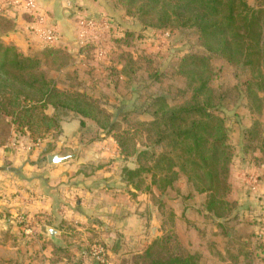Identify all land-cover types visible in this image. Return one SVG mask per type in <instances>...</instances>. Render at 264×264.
<instances>
[{
	"label": "trees",
	"instance_id": "16d2710c",
	"mask_svg": "<svg viewBox=\"0 0 264 264\" xmlns=\"http://www.w3.org/2000/svg\"><path fill=\"white\" fill-rule=\"evenodd\" d=\"M119 1L126 6V14L140 21L144 28L191 30L194 39L190 41V51L179 56L177 68L162 69L153 56L134 58L129 51L134 35L121 29L109 37L111 55L101 61L100 69L92 59L103 42L94 35L86 37L76 54L72 49L53 45L33 53L30 48L24 53L16 45L3 42L20 23L11 11L0 14V116L10 118L2 122L7 127L17 125L16 130L23 135L26 130L31 136L56 132V142L46 143L41 152V162H46L47 154L57 150L62 123L79 121L80 130L74 138L77 139L82 137L85 118L91 117L97 126L93 133L96 136L101 131V135L94 138L93 144H80L73 158L84 156L89 148H96L111 137L118 149L117 158L124 162L114 172V179L120 182L116 187L138 191L142 189L139 178L150 170L143 164L149 149L139 151L130 129H124L122 122L102 108L107 103L102 105L84 91L104 83L103 91L111 89L115 98L124 103L116 109L117 114L128 115L125 102L138 94L133 84L136 82L144 92L138 95L147 99L142 105L144 112L155 109L154 120L143 125L150 126L151 132L157 129L155 144L168 141L170 147L155 156L156 167H163L166 162V169L154 172V182L161 194L173 190L182 203L181 214L173 221L174 230L151 238L149 245L133 251L131 260L123 264H262V239L256 233H251L246 242L236 238L230 222L237 217L234 212L239 205L231 180V159L237 148L231 133L239 132V145L246 156L264 153V0ZM20 27L25 31L24 25ZM78 55L86 57L83 65L74 63ZM43 57L65 60L61 67H72L86 87L79 90L58 86L55 75L45 71ZM230 75L235 78L232 84ZM49 108L53 109L52 114L46 112ZM241 111L248 112L250 127L242 126ZM229 118H236L230 126ZM4 131L6 136L0 138V143L10 135V129ZM137 152V167H128L125 163L132 162ZM114 160L98 167L86 164L80 171L89 178ZM197 198L199 202L189 203ZM170 210L174 212V208ZM56 221L60 229L71 227L65 220ZM39 239L46 241L43 234ZM92 244L99 245L103 252L115 249L102 238L89 246ZM47 245L52 247L51 254L58 257L53 258L54 264H94L92 258L84 261L77 256L71 242L65 240L64 245H59L48 240ZM89 249L86 246L84 251L92 255ZM17 256L18 250L0 245V264H20Z\"/></svg>",
	"mask_w": 264,
	"mask_h": 264
},
{
	"label": "rangeland",
	"instance_id": "374dc122",
	"mask_svg": "<svg viewBox=\"0 0 264 264\" xmlns=\"http://www.w3.org/2000/svg\"><path fill=\"white\" fill-rule=\"evenodd\" d=\"M69 2L71 4L68 5V8L63 9L64 13H62L64 16H62V14L60 15L62 20L64 19L63 17H65L66 20H69L70 23L74 24L76 37L73 42H68L66 45H57V43L46 44L28 28L30 35L32 37L36 36V39L34 38L36 41H34L25 35L24 31L21 30L20 25L19 28L16 29V32L7 35L8 37L5 36L8 39L3 38V42L14 44L11 42V38L9 36L19 35L23 37L25 42L27 41L28 49L32 48L30 53L45 48L47 45H53L56 46V48L65 49L67 51L68 49H72L74 52L73 54H76L86 37L88 35H94L103 42L102 49H100L92 59L93 64L99 69L101 67V61H103L107 55L108 58L111 55L112 42L109 40V37L112 35V32H117L119 29L125 32L130 31L134 35L132 40L129 41L132 44L129 51L134 58L147 55L153 56L154 59L161 64L162 69L165 67H168L169 70L176 69L179 56H183L190 51V41L194 39V37L190 34L191 30L184 31L179 28L173 30H156L149 27L144 28L140 21L126 14V6L119 0H69ZM65 3L67 4L68 0H64L62 2V4ZM42 8L46 11L47 18L49 19L50 15L48 14L45 5H42ZM12 11H15V13L18 12V14L21 13L22 23L25 25L30 24L31 18L28 15H25V13L20 10H11V12ZM84 21L94 22V28H84L81 24V22ZM58 24H55L57 28ZM83 29L86 30L87 36L83 40H80V30L82 31ZM28 49L26 52H28ZM121 49L125 51L126 48L123 46ZM77 57L78 58L74 63L80 62L83 65L86 57L82 55H78ZM64 61L65 60L61 59L53 61L52 58L49 60H46L44 57L42 58L45 71L50 76L53 74L55 75V81L58 86L61 88L83 90V88L86 87L84 79L81 76L76 77L75 73H73L72 67L65 69L62 68ZM106 62L108 63L109 60ZM71 64L72 63L70 62L68 66ZM228 79L231 84L235 81L233 75H230ZM217 83L218 81H216V84ZM133 84L137 86L135 91H137L138 94L144 93L141 90L140 85L136 82H133ZM102 88H104V83H99L97 87H87L84 91H87L96 101L100 103L102 102V105L107 103L106 105H103L104 107L102 108H105V110L114 115L116 120L122 122L124 129H130V133L133 136L132 138L137 144L139 151L144 148L149 149L146 159H143V164H145V168H150V170L145 172L138 180V183L142 185L141 190L136 191L134 189H130L129 191L123 187L115 188V186L119 184L117 183L119 181H116L112 184L111 188H109L106 195H104L105 197L101 198L102 195H99V198H96L97 200L100 199L99 201L102 202L106 200L107 202L109 201L114 203L113 205L116 206L115 212L118 214L116 216L121 218L118 219V221L120 222V220H122L119 225L120 228L124 230L120 233L112 234L114 237H118V239L116 238L118 240V249L116 252H112V250L111 252H103V249L99 245L95 244L89 246L90 243L95 242L98 238H102L97 232L99 227L92 230H87V228H85L84 231L80 232L72 227L66 228L65 232L60 234L58 238L62 241L63 245L65 240L67 243L71 242L73 246H75V254L84 261L89 257L92 258L94 264H123L125 260H129V257L132 258L131 253L133 251L143 250L147 245H149L151 238L162 236L165 232L174 230L173 228L175 225L173 221H176L178 216L181 214L180 206L182 202L181 199L177 198L173 190H168L166 194H161L157 188L156 182H154V172L158 170L164 171L166 169V167H164L166 162L163 164V167H156L154 164V160L156 159L155 156L170 150V147H168L167 144L168 141H163L158 144L154 143L157 139V129H154L152 130L153 132H151L149 131V129H151L150 126L143 125V122L146 123L154 120V107L144 112L142 105L145 101H147L146 96L134 94V97L130 102H125L127 107H125L124 110L128 112V115H125V113L119 115L117 114L116 109L124 103L115 98L116 93L114 91L111 89L103 91ZM46 112L52 114L53 109L49 108ZM247 114V111H241L243 119H237L241 121L243 127L251 126V120ZM124 117H126L125 120L123 119ZM229 119L230 120L227 121V125L230 126L233 124L232 122H235L236 118ZM2 120L9 121L10 118L5 117L4 119L0 116V138H5L7 132L4 131L5 129H10V135L7 138V141L0 143V156L2 155V152L5 153L7 150L14 152V150H12L14 147L18 148L23 145H27L28 148L19 150H26L29 153H34L39 150L42 152L46 143L50 141L54 143L56 142L53 139L56 132L49 134L37 133L35 136H31L29 131L26 130L24 136L20 131L16 130L17 125L13 124L7 127ZM85 122L86 126L83 129L82 137L77 138V143L74 141L72 142L70 146L72 149L81 147L83 144L86 146L85 144L87 143L93 144L92 141H94V138L101 135V131H99L96 136L93 133L97 126L96 122L91 119V117H86ZM231 136H233V140L237 147L234 149V155L231 159V180L233 186V196L235 200H238L239 205L234 212V215L237 217L230 222V227L234 228L236 238H240L241 240L244 239V242L248 240L251 233L258 234L257 236L262 239V242H264V153L261 154L258 152L254 155V157L246 156L242 153V148L239 145V132L235 130L231 133ZM23 139L25 142L22 141ZM106 139V141L100 143L98 146L100 149L98 150L104 151L108 154H115L113 153V150L107 152L102 149L104 145L114 147V152L117 151V154L112 156H115V168L118 169L120 165L124 164V162L117 158L118 149L114 140L111 137H107ZM138 152L132 157V162L127 161L125 163L128 167H137L135 162L138 158ZM1 160L2 158L0 157V161ZM2 164H6V161ZM160 172L158 173L162 175L163 172ZM148 187H150L149 190L144 189ZM108 192L113 196H107ZM124 201L127 202L128 207ZM199 201L200 199L197 198L189 203L192 204ZM170 208H174V212L171 211ZM22 216L27 217L26 214H22ZM19 224L22 225L23 229H20L22 231L10 229L7 230L6 233H0V245H6L8 250H18L20 252V256L17 257L19 258L20 264H54L52 263L53 258L56 259L58 257L51 254L52 247L47 245L48 240L51 239L45 235L46 241L39 240V228H36L37 226H35L36 230L34 231V224L30 219L27 221L25 218H20ZM178 227H180V231L182 233L183 228L180 223ZM45 245H47V248L43 249ZM86 246L88 248L90 247L89 252H91L92 255H88V251H84ZM78 247L79 250L77 249ZM40 256H43L44 258L42 257V259ZM262 256L264 257V254ZM41 260H43V263H41ZM262 264H264V260Z\"/></svg>",
	"mask_w": 264,
	"mask_h": 264
},
{
	"label": "crops",
	"instance_id": "0c3cea01",
	"mask_svg": "<svg viewBox=\"0 0 264 264\" xmlns=\"http://www.w3.org/2000/svg\"><path fill=\"white\" fill-rule=\"evenodd\" d=\"M63 1L38 0L41 7L45 5L50 15L49 24H60H58L60 39L57 45H66L68 42H73L76 37L74 24L65 17L62 20L60 15L64 16L63 9L71 4L69 0L67 4H62ZM11 14L16 17L21 26H25V35L31 40L36 39V36L32 37L27 31L29 24L22 23L21 13L13 11ZM9 37L11 42L27 53L28 45L23 37L19 35ZM62 130L57 150L48 153L58 154L64 158L58 164L51 165L47 160L41 162V150L34 153L26 150L2 152L0 156L2 158L0 161V233H6L10 229L22 231L20 229L23 228L19 222L20 218H25L27 221L32 220L33 230L35 231V226H37L39 235L43 234L44 238L47 235L46 227L55 228L59 236L65 230L59 228L56 220H65L68 225L79 232L84 231L85 228L92 230L99 227L97 231L99 235L110 246L115 247L112 252H116L118 238L112 234L124 230L119 225L122 220L118 221L121 218L116 216L118 214L115 212L114 203L96 199L99 195H102L101 198L105 197L109 188L116 182L114 179L116 163L100 168L89 178H85V173L80 171L81 167L86 164H94L95 167L102 166L115 156L98 150L100 147H92L86 151L84 156L73 158L78 154L79 147L72 149L70 146L73 141H77L74 138L80 130L79 121L63 122ZM4 161L6 164H2ZM109 195L113 196L108 192L107 196ZM124 202L127 206V202ZM22 214H26L27 217Z\"/></svg>",
	"mask_w": 264,
	"mask_h": 264
},
{
	"label": "built area",
	"instance_id": "2783aa9c",
	"mask_svg": "<svg viewBox=\"0 0 264 264\" xmlns=\"http://www.w3.org/2000/svg\"><path fill=\"white\" fill-rule=\"evenodd\" d=\"M11 10H20L27 14L31 20L29 29L34 33L42 42L46 44L57 43L60 39L58 28L56 25L48 24V18L46 11L40 6L38 0H0V14H6ZM84 28H94L95 23L92 21L81 22ZM80 40H83L87 36L85 29L80 30ZM27 145L14 147L13 150L27 149ZM103 150L117 154L114 152V147L104 145ZM113 154V155H115Z\"/></svg>",
	"mask_w": 264,
	"mask_h": 264
},
{
	"label": "water",
	"instance_id": "95a60500",
	"mask_svg": "<svg viewBox=\"0 0 264 264\" xmlns=\"http://www.w3.org/2000/svg\"><path fill=\"white\" fill-rule=\"evenodd\" d=\"M64 158L58 154H48L47 161L49 164H58L62 162ZM47 236L56 244L61 245L62 241L58 238V231L53 227H46L45 229ZM131 260V257L128 258Z\"/></svg>",
	"mask_w": 264,
	"mask_h": 264
}]
</instances>
